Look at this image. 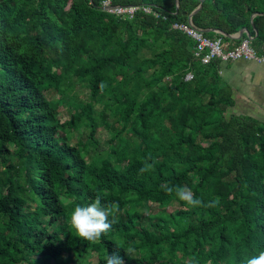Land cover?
<instances>
[{"label":"trees","instance_id":"16d2710c","mask_svg":"<svg viewBox=\"0 0 264 264\" xmlns=\"http://www.w3.org/2000/svg\"><path fill=\"white\" fill-rule=\"evenodd\" d=\"M102 1L0 0V264H106L117 245L124 264H241L264 250V125L229 112L222 61L201 64L171 24L264 41V0H110L158 13L124 20ZM74 81L86 98L64 120ZM97 194L120 211L90 242L67 218Z\"/></svg>","mask_w":264,"mask_h":264},{"label":"clouds","instance_id":"9594fccd","mask_svg":"<svg viewBox=\"0 0 264 264\" xmlns=\"http://www.w3.org/2000/svg\"><path fill=\"white\" fill-rule=\"evenodd\" d=\"M153 168L154 164L145 160L139 171L140 173L149 172ZM162 187L167 194L174 193L190 208L199 206L214 207L219 203L218 200L205 203L195 197L192 191L184 186L164 185ZM119 211L120 206L118 203H105L102 196L97 194L95 199L87 205L75 204L68 215L67 223L70 229L74 230L77 237L92 242L99 240L102 234H106L111 230L114 220L110 221L109 217H115ZM119 248L120 246L117 245L116 252L105 256L106 264H124L123 258L119 255ZM134 251L131 246L124 249L125 255H134ZM241 264H264V250H258L256 254L244 257Z\"/></svg>","mask_w":264,"mask_h":264},{"label":"crops","instance_id":"0c3cea01","mask_svg":"<svg viewBox=\"0 0 264 264\" xmlns=\"http://www.w3.org/2000/svg\"><path fill=\"white\" fill-rule=\"evenodd\" d=\"M241 30V34L239 31L231 34L215 32L222 35L225 47L238 44L236 39L240 37L242 40L250 36V45L264 57V41L254 39L255 35L251 36L245 28ZM220 75L232 93L233 104L229 112L252 117L264 125V65L245 59L221 62Z\"/></svg>","mask_w":264,"mask_h":264},{"label":"built area","instance_id":"2783aa9c","mask_svg":"<svg viewBox=\"0 0 264 264\" xmlns=\"http://www.w3.org/2000/svg\"><path fill=\"white\" fill-rule=\"evenodd\" d=\"M101 7H105L106 11L119 16L123 20L132 18L139 10L158 16V13L152 10L149 5H117L112 4L110 0H103ZM171 27L184 32L193 40V55L203 65L208 64L213 59H219L222 62L245 59L264 65V57L257 54L250 45V36L242 39L234 46L225 47L220 33H217L214 37H209L201 28L196 27L191 19H188L186 23L173 22ZM191 78L192 74L190 72H187L184 76L186 81Z\"/></svg>","mask_w":264,"mask_h":264},{"label":"rangeland","instance_id":"374dc122","mask_svg":"<svg viewBox=\"0 0 264 264\" xmlns=\"http://www.w3.org/2000/svg\"><path fill=\"white\" fill-rule=\"evenodd\" d=\"M61 89L68 90L63 96L65 98V103L61 106L60 116L66 120L70 118V113L73 111L70 107V101H81L86 98L87 88L80 82L74 81L73 85L70 82H67L61 86ZM62 94L60 92H55L54 98H58ZM82 129V128H79ZM76 136H79L77 132L74 133ZM98 142L101 145H104L108 139V134L105 130H100L98 133ZM145 222V219H144ZM96 258L94 256L83 257L77 260V264H95Z\"/></svg>","mask_w":264,"mask_h":264},{"label":"water","instance_id":"95a60500","mask_svg":"<svg viewBox=\"0 0 264 264\" xmlns=\"http://www.w3.org/2000/svg\"><path fill=\"white\" fill-rule=\"evenodd\" d=\"M200 7H201V3L198 5V7L194 11H196ZM101 8H102V10H105L106 11V8L105 7H101ZM188 19H191V15H189ZM206 31H208V30H203V32H206ZM219 32L222 33V34H225V33L221 32V31H219ZM239 33L240 34L242 33V30L241 29L239 30Z\"/></svg>","mask_w":264,"mask_h":264}]
</instances>
